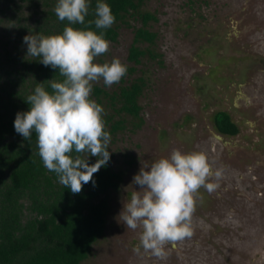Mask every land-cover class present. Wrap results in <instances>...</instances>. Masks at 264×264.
I'll use <instances>...</instances> for the list:
<instances>
[{
    "label": "rangeland",
    "instance_id": "1",
    "mask_svg": "<svg viewBox=\"0 0 264 264\" xmlns=\"http://www.w3.org/2000/svg\"><path fill=\"white\" fill-rule=\"evenodd\" d=\"M143 12L156 16L149 29L157 33L154 45L142 44L158 55L141 64L129 63L136 17L118 24V39L95 64L114 58L134 73L106 87L114 94L120 86L143 78L146 88L139 100L143 125L133 130V117L119 115L104 100V112L126 129L110 133L111 168L121 173L119 190L108 193L109 212L104 236L82 264H264V0H146ZM92 96V91L90 93ZM228 112L238 125L236 136L217 131L214 115ZM174 150L205 155L213 173L193 194L191 237L164 245V255L133 251L142 227L126 229L119 219L123 204L138 185L133 178ZM88 163L95 156H82Z\"/></svg>",
    "mask_w": 264,
    "mask_h": 264
},
{
    "label": "trees",
    "instance_id": "2",
    "mask_svg": "<svg viewBox=\"0 0 264 264\" xmlns=\"http://www.w3.org/2000/svg\"><path fill=\"white\" fill-rule=\"evenodd\" d=\"M58 0H0V264H82L87 261L95 244L104 236L109 212L108 193L119 190L122 175L107 163L83 185L79 194L58 182L38 155L36 136L30 141L16 133L17 113L30 111L27 97L34 94L39 83L50 80L62 82L58 69L46 67L40 58L27 57L23 38L30 34L45 36L62 34L65 27L103 33L109 42L119 36L118 24L131 16L141 19L135 30L128 61L139 65L146 56L158 55L140 45H154L158 35L149 29L155 15L143 12L146 0H88L89 14L85 24L70 25L60 21L54 12ZM98 2L107 3L115 16L114 25L107 30L86 28L94 20ZM135 69L127 67V76ZM124 78V77H123ZM123 81V79H122ZM44 88L51 91L49 83ZM146 82L137 78L110 94L100 87L92 88L94 100L103 108L104 100L119 115H129L133 130L144 120L139 103ZM105 126L116 134L126 129L124 119L114 121L103 111ZM218 132L236 136L240 129L228 112L214 115ZM83 159V158H82ZM90 165V164H89Z\"/></svg>",
    "mask_w": 264,
    "mask_h": 264
},
{
    "label": "clouds",
    "instance_id": "3",
    "mask_svg": "<svg viewBox=\"0 0 264 264\" xmlns=\"http://www.w3.org/2000/svg\"><path fill=\"white\" fill-rule=\"evenodd\" d=\"M54 12L60 21L70 25L85 24L89 14L88 0H58ZM95 19L87 22L96 29L107 30L115 23L110 6L98 2ZM27 57L58 69L62 82L46 81L51 91L39 83L34 94L27 97L30 111L17 113L14 128L25 140L36 136L38 155L43 166L58 177V182L79 194L82 187L93 180V175L110 160V133L105 131L104 109L91 100L92 83L101 79L106 87L117 84L127 73V66L119 58L111 63L95 64L94 58L108 52L110 42L103 33L68 26L62 34L45 36L30 34L23 38ZM82 156H95L89 165ZM213 173L205 155L174 150L170 157L161 158L149 168L141 167L133 178V191L123 204L119 219L126 229L142 227L139 244L134 252L164 255L166 243L175 244L191 237V215L194 211L193 194L201 187L209 192L215 185L206 183Z\"/></svg>",
    "mask_w": 264,
    "mask_h": 264
}]
</instances>
